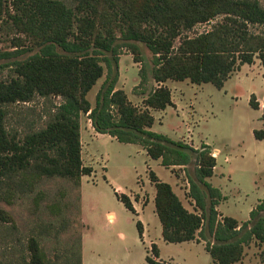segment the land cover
I'll return each instance as SVG.
<instances>
[{"label":"trees","instance_id":"obj_1","mask_svg":"<svg viewBox=\"0 0 264 264\" xmlns=\"http://www.w3.org/2000/svg\"><path fill=\"white\" fill-rule=\"evenodd\" d=\"M217 17H222L221 22L208 32L181 38L197 24ZM2 23L32 40L38 51L13 63V76L0 81V180H19L22 186L31 176L62 178L78 186L82 176L92 173L81 161L79 122L81 114H88L96 133L141 146L165 168L185 167L194 157L196 181L190 180L188 196L195 212L182 205L169 184L149 173L164 242L202 241L213 264L239 263L244 249L254 242L262 249L264 264V200L249 212L246 222L219 218L217 207L224 197L207 181L216 166L209 146L193 149L149 130L154 119L147 109L164 111L172 104L167 88L152 91L144 100L143 111L115 89L117 76L107 77L94 107L86 99L103 76L102 62L109 64L104 53H110L117 63L120 47H127L134 62L142 63L137 44L145 45L153 55L152 78L158 85L188 80L222 89L243 65L259 60L264 67V7L259 0H0ZM252 27L261 31L255 33ZM179 38L181 43L175 48ZM117 39L122 45L116 44ZM51 96L60 97L62 103L43 129L22 138L8 131L6 106ZM249 105L258 109L253 100ZM253 137L264 140V123L253 131ZM115 196L135 214L126 195ZM0 224H12L10 215L1 209ZM136 227L142 239L141 223ZM28 251V264H48L35 239L29 241ZM150 252L153 258L146 255V264H175L159 260L154 244ZM66 263L81 264V260L72 253Z\"/></svg>","mask_w":264,"mask_h":264},{"label":"rangeland","instance_id":"obj_2","mask_svg":"<svg viewBox=\"0 0 264 264\" xmlns=\"http://www.w3.org/2000/svg\"><path fill=\"white\" fill-rule=\"evenodd\" d=\"M259 1L264 7V0ZM221 20L217 17L197 24L181 38L204 34ZM251 30L261 31L257 27ZM181 38L175 40V48ZM122 43L116 40V44ZM34 45L10 24H0V81L13 76V63L38 51ZM137 46L142 63L134 62L127 47L118 49L117 63L110 53H104L109 64L102 62L103 76L86 99L94 107L107 77L112 80L117 76L115 89L122 90L130 104L143 111L144 100L152 91L159 86L167 88L172 104L164 111L147 109L154 119L149 130L193 149L209 146L217 176L207 181L225 196L218 205L219 215L240 224L248 221L249 212L264 200V140L253 137V131L264 123V67L259 60L243 65L222 89L188 80L158 85L152 78L153 55L145 45ZM21 50L22 55H13ZM250 100L258 104L257 110L250 107ZM61 103L60 97L51 96L8 105L6 127L19 138L43 129ZM79 123L82 165L92 173L82 176L78 186L62 178L31 176L22 186L19 180H0V209L12 219V224H0V264H28L31 239L38 242L48 264H67L72 253L80 257L81 264H146V255L153 258L152 244L157 246L161 261L213 264L202 241L164 242L154 210L150 171L173 188L188 211H197L188 196L190 180L196 181L194 157L185 167L165 168L160 160L150 159L141 146L96 133L88 114H81ZM115 193L126 195L137 214L126 210ZM137 222L143 223L142 239ZM261 250L251 243L240 264H261Z\"/></svg>","mask_w":264,"mask_h":264},{"label":"crops","instance_id":"obj_3","mask_svg":"<svg viewBox=\"0 0 264 264\" xmlns=\"http://www.w3.org/2000/svg\"><path fill=\"white\" fill-rule=\"evenodd\" d=\"M216 160V159H215ZM215 172H216V166H215V168H214V170H213V175H212V177H211V179L212 178H214V177H216L217 176V174H215ZM173 189V188H172ZM174 191V190H173ZM221 192V191H220ZM222 194V193H221ZM222 196L225 198V196L222 194ZM135 210V214H137V211H136V209H134ZM154 210H155V208H154ZM217 211H218V207H217ZM219 212V211H218ZM222 217H225L224 215H222ZM219 218H221V216L219 215ZM141 224H143V223H141ZM143 226V225H142ZM146 229V228H145ZM146 231V230H145ZM162 238V237H161ZM237 264H240V262L239 263H237Z\"/></svg>","mask_w":264,"mask_h":264}]
</instances>
